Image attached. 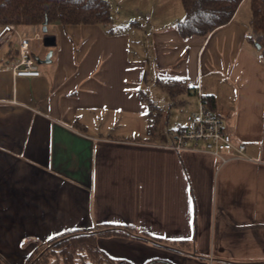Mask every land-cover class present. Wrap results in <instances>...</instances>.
Instances as JSON below:
<instances>
[{"label":"crops","instance_id":"crops-1","mask_svg":"<svg viewBox=\"0 0 264 264\" xmlns=\"http://www.w3.org/2000/svg\"><path fill=\"white\" fill-rule=\"evenodd\" d=\"M247 3L205 37L181 36L175 24L183 7L114 33L53 22L35 45L40 54L32 47L43 60L39 76L13 75L18 35L0 47V257L7 264L67 231L107 225L187 240L204 256L98 236L101 249L133 264H264V61L249 38L248 5L241 16ZM172 78L190 87L178 102L214 97L212 110L246 144L244 158L220 166L208 153L165 146L196 112L177 127L164 121L176 103L157 80Z\"/></svg>","mask_w":264,"mask_h":264},{"label":"trees","instance_id":"trees-1","mask_svg":"<svg viewBox=\"0 0 264 264\" xmlns=\"http://www.w3.org/2000/svg\"><path fill=\"white\" fill-rule=\"evenodd\" d=\"M184 15L177 20L176 28L182 37L194 35L207 36L216 28L230 22L237 9L245 0H181ZM251 8L249 21L252 40L261 51L264 61V0H247ZM53 22L68 24H101L108 27L109 33H114L115 24L112 6L109 0H0V27L7 23L18 27L34 25L47 26ZM18 56V49L16 51ZM157 83L171 97L173 103L178 102L179 95L190 87L182 79H158ZM205 105L213 109L214 97L202 94ZM152 110L157 106L150 103ZM158 119L155 117L150 127L153 131ZM135 232H134V231ZM124 235L151 241L155 245L171 246L178 251H184L204 258L196 249H191L189 241H166L133 226L107 225L98 231L73 230L52 238L46 250L38 255L35 264H133L125 258H115L101 249L97 244L100 235ZM51 255L58 259L51 260ZM0 264H3L0 260ZM144 264H175L166 259H150Z\"/></svg>","mask_w":264,"mask_h":264},{"label":"built area","instance_id":"built-area-1","mask_svg":"<svg viewBox=\"0 0 264 264\" xmlns=\"http://www.w3.org/2000/svg\"><path fill=\"white\" fill-rule=\"evenodd\" d=\"M13 34L19 36L18 56L10 67L13 75L39 76L41 70L31 42L42 41L44 32L38 29L32 35L20 33L16 24L7 23L0 28V47L9 41ZM165 146L176 151L208 153L218 160L220 166L230 160L246 156V144L234 140L225 126L223 116L208 108L200 93L198 110L191 115L187 124L177 130L173 142Z\"/></svg>","mask_w":264,"mask_h":264},{"label":"rangeland","instance_id":"rangeland-1","mask_svg":"<svg viewBox=\"0 0 264 264\" xmlns=\"http://www.w3.org/2000/svg\"><path fill=\"white\" fill-rule=\"evenodd\" d=\"M112 6V14H113V20L115 24V29L120 28L124 23H130L134 24L137 22L143 23L144 20L147 18V14L152 15V18L155 17L158 13H161L162 11H166L169 16L173 15L175 12V9L180 8L182 9L183 5L181 0H109ZM247 5H248V13L250 8L249 2L245 4V6L241 10V16H245V13L247 11ZM251 11V10H250ZM125 25V24H124ZM127 25V24H126ZM32 35V33H30ZM15 35H13L12 39L15 38ZM10 45V43H9ZM31 45L33 48H35L36 53L39 55L41 52V48H36L35 45H37L36 41H32ZM162 91V90H161ZM164 93V92H163ZM181 98L178 103L168 108L165 112V120L168 122L171 126L177 127L183 123H185L189 117V114L191 112L197 111L199 103L198 102H192L191 100H187L186 98ZM170 119L168 120V118ZM122 226V225H118ZM134 231V230H133ZM135 232V231H134ZM50 242L41 243L40 245H37L36 248H34L29 255L27 256V259L18 261L17 264H35L36 258H38V255L43 253ZM187 248L183 249L184 252H186ZM51 260L58 259V255H51ZM0 260L3 264H7L6 259L4 256L1 255Z\"/></svg>","mask_w":264,"mask_h":264},{"label":"water","instance_id":"water-1","mask_svg":"<svg viewBox=\"0 0 264 264\" xmlns=\"http://www.w3.org/2000/svg\"><path fill=\"white\" fill-rule=\"evenodd\" d=\"M47 30H48L47 24H44V25L42 26V31L45 33V35H47ZM50 55H51V53H49V54L47 55L46 61H49V57H50ZM36 58H37V60H38L39 62H42V61H43L42 59H40V58H38V57H36Z\"/></svg>","mask_w":264,"mask_h":264}]
</instances>
